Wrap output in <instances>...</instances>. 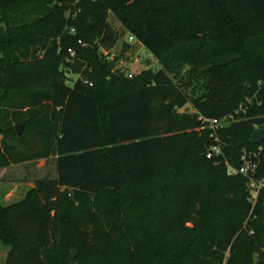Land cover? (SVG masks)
<instances>
[{"label":"trees","instance_id":"16d2710c","mask_svg":"<svg viewBox=\"0 0 264 264\" xmlns=\"http://www.w3.org/2000/svg\"><path fill=\"white\" fill-rule=\"evenodd\" d=\"M110 15L158 69L116 72ZM261 124L264 0H0V168L57 169L0 203L6 264H264V190L228 173L264 176Z\"/></svg>","mask_w":264,"mask_h":264},{"label":"rangeland","instance_id":"374dc122","mask_svg":"<svg viewBox=\"0 0 264 264\" xmlns=\"http://www.w3.org/2000/svg\"><path fill=\"white\" fill-rule=\"evenodd\" d=\"M109 24L112 28L115 40L110 43L102 44L100 51L102 55H110L112 59H115V65L118 68H123L125 75L131 73L133 76L137 75L143 69H158L160 67L157 59L138 41L131 42L129 39V32L123 28L118 20L113 16H109ZM81 65L84 69L86 64L76 63V66ZM75 77L82 76L81 72H73ZM196 86L199 88L201 83L196 80ZM181 112H192L193 108L190 103L180 109ZM10 111L9 120L13 122L12 114ZM15 128L18 125H23L22 133L26 131L27 125L24 123H15ZM1 128V126H0ZM21 133V134H22ZM18 134V133H17ZM18 134V135H21ZM0 137L2 133L0 131ZM238 166L228 165V173L233 169H238ZM57 175L56 158L54 156L45 159H36L29 162L15 164L5 169H0V193L7 190L9 184L12 187H17V194L23 195L26 192L28 186L32 185L37 179L43 177H55ZM2 197L0 201L3 203ZM7 204V203H3ZM250 235H254L253 229L249 231ZM264 241V239H263ZM9 247L4 245L0 240V264H6Z\"/></svg>","mask_w":264,"mask_h":264},{"label":"built area","instance_id":"2783aa9c","mask_svg":"<svg viewBox=\"0 0 264 264\" xmlns=\"http://www.w3.org/2000/svg\"><path fill=\"white\" fill-rule=\"evenodd\" d=\"M129 39L131 42L136 41V39L133 35H129ZM79 43L82 45H85L81 40H79ZM70 53L72 56L75 55V51L73 49H70ZM107 57L109 59H112L110 55H107ZM127 76L129 78H131V77H133V74L129 73V74H127ZM68 83L70 85H73L74 81L69 79ZM221 122L222 121H220L218 119H210L209 120L210 126L214 129L217 128ZM220 153H221L220 146H214L208 151L207 156L212 157L213 155H218ZM246 156H247L246 154L243 156V160H244L243 164L238 169H233L232 171H229V173H231V174L240 173V174H243V175L250 177L251 180L249 183V192H250L249 199H250V201H252L253 204H255L256 201L258 200V197H259L261 191L264 190V176L259 178V179H255V175L258 172L259 164L256 162H251Z\"/></svg>","mask_w":264,"mask_h":264},{"label":"crops","instance_id":"0c3cea01","mask_svg":"<svg viewBox=\"0 0 264 264\" xmlns=\"http://www.w3.org/2000/svg\"><path fill=\"white\" fill-rule=\"evenodd\" d=\"M56 158V157H55ZM29 162V161H27ZM15 164H12L11 166H14ZM9 166H6V167H2L0 169H5V168H8ZM57 177V175L55 176ZM53 177V178H55ZM35 186V182L28 186L27 190L25 193L22 192L23 195H20V194H17V187H12V185L9 184V187L7 190H4L0 193V196L2 197V201L3 203H7V204H3L1 201L0 203L4 206H8V205H12V204H15V203H18L20 202L21 200H23L27 193ZM8 256V255H7ZM7 260V259H6Z\"/></svg>","mask_w":264,"mask_h":264},{"label":"water","instance_id":"95a60500","mask_svg":"<svg viewBox=\"0 0 264 264\" xmlns=\"http://www.w3.org/2000/svg\"><path fill=\"white\" fill-rule=\"evenodd\" d=\"M122 71H123V68L121 67V68H118L116 72L120 74L122 73ZM16 129H17V133L21 134L23 131V125H18ZM250 140L253 144H260L261 142L264 141V124L257 126L253 130ZM263 248H264V241H263Z\"/></svg>","mask_w":264,"mask_h":264}]
</instances>
